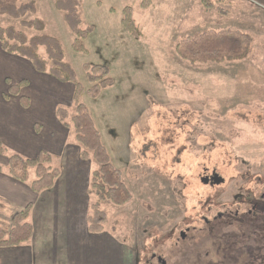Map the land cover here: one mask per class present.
Listing matches in <instances>:
<instances>
[{"label":"rangeland","instance_id":"374dc122","mask_svg":"<svg viewBox=\"0 0 264 264\" xmlns=\"http://www.w3.org/2000/svg\"><path fill=\"white\" fill-rule=\"evenodd\" d=\"M25 1L37 14L24 20L45 22L85 92L92 87L85 64L110 68L114 85L81 101L133 196L123 207L101 203L105 231L131 251L132 264H156L153 255L168 264H264V0H210L211 12L201 0H79L81 28L94 27L87 54L73 51L57 0ZM128 6L138 40L121 24ZM0 27L35 35L9 17ZM225 30L252 37L247 60L192 66L177 56L180 41ZM208 175L225 182L209 186ZM236 212L246 220L232 219ZM207 221H216L213 236Z\"/></svg>","mask_w":264,"mask_h":264},{"label":"crops","instance_id":"0c3cea01","mask_svg":"<svg viewBox=\"0 0 264 264\" xmlns=\"http://www.w3.org/2000/svg\"><path fill=\"white\" fill-rule=\"evenodd\" d=\"M7 80L13 85L28 81L29 85L14 96ZM73 94L72 84L36 72L29 61L8 55L0 46V141L29 159L49 153L61 172L53 188L36 194L6 173L7 158L0 157L5 160L0 161L5 170L0 173V229L10 230L14 215L29 205L33 206L29 221L34 228L29 244L0 248V264H132L131 251L112 234L105 229L89 232L91 174L97 165L81 158L82 147L74 131L65 128L56 115L61 106L70 112ZM21 98L27 99V107Z\"/></svg>","mask_w":264,"mask_h":264},{"label":"trees","instance_id":"16d2710c","mask_svg":"<svg viewBox=\"0 0 264 264\" xmlns=\"http://www.w3.org/2000/svg\"><path fill=\"white\" fill-rule=\"evenodd\" d=\"M201 1L207 11L215 10L216 7L210 4V0ZM144 5L143 2V8ZM55 8L63 13L64 21L74 36L73 51L87 54L85 41L94 32V27L81 28L79 0H57ZM220 13L225 14L223 11ZM36 14L37 7L34 1L0 0V17L20 21L23 29L35 33L29 36L15 27H0V46L8 55L29 61L36 72L47 74L61 83L73 85L75 116L71 117L68 109L63 107L57 108L56 115L65 128L74 131L76 141L82 147L81 158L93 159L98 164L99 169L91 177L90 194L96 197V201L91 204L88 228L90 233H101L108 219L107 214L101 210V203L110 202L114 206L123 207L133 200V196L123 180L122 171L112 163L91 111L81 100L85 93L89 98L97 99L103 90L114 85V81L110 77L111 71L108 66L85 64L84 70L92 86L85 92L73 67L65 61V52L60 41L44 34L45 22L37 17L24 20L28 15ZM121 24L123 29L136 40L142 38L143 33L134 19L133 7L124 8ZM252 44V37L240 31H207L194 38L180 41L175 51L180 59L192 66L221 65L247 60L252 52ZM41 49L45 51L44 56L40 53ZM7 84L10 95L19 96L29 82L21 81L13 85L7 80ZM21 101L27 107V99L21 98ZM0 157L7 158L6 173L14 180L28 184L36 194L53 188L61 174L60 170L53 166L52 155L47 152H40L35 159H29L11 152L0 141ZM3 172L5 170L0 165V173ZM32 209L33 206L29 205L24 211L15 214L10 230L0 229V248H15L31 242L34 233L33 225L29 221Z\"/></svg>","mask_w":264,"mask_h":264},{"label":"flooded vegetation","instance_id":"af4514ba","mask_svg":"<svg viewBox=\"0 0 264 264\" xmlns=\"http://www.w3.org/2000/svg\"><path fill=\"white\" fill-rule=\"evenodd\" d=\"M205 178H209V181H208V183H205V184H207V185H209V186H212V187H214V186H216V185H220V184H222V183H224L225 181H222V182H220L219 184L217 183V182H215V179L216 180H218L219 181V179L216 177V176H205L204 178H202V180L203 179H205ZM262 198H263V200H264V193H263V195H262ZM241 204H246V203H241ZM251 204H253V207L255 208V209H257L258 207L260 208L261 206V204H262V201H260V202H258V201H252L251 202ZM247 205V204H246ZM247 215H239V213L238 212H236V214H234V216H232V219H234V220H238V221H240V222H243V220L245 219L246 220V217ZM215 223H216V221L215 222H209V221H207L206 222V224L208 225V227H209V230H210V233H208V236H213V233H214V225H215ZM190 231V229L188 228V229H186V230H183V231H181L180 232V240H182V242L184 243L185 241H186V239L188 238V232ZM186 255H182V257H185ZM152 260L153 261H156V264H168V259L167 258H165L164 256H158V255H153L152 256Z\"/></svg>","mask_w":264,"mask_h":264},{"label":"water","instance_id":"95a60500","mask_svg":"<svg viewBox=\"0 0 264 264\" xmlns=\"http://www.w3.org/2000/svg\"><path fill=\"white\" fill-rule=\"evenodd\" d=\"M216 177L219 179V181L215 179V182H217L218 184H219L220 182L223 181V180H222L221 178H219L218 176H216ZM208 181H209V178H205V179H203V183H208Z\"/></svg>","mask_w":264,"mask_h":264}]
</instances>
